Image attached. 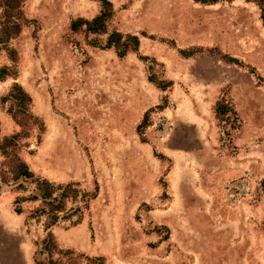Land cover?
<instances>
[{
	"label": "rangeland",
	"instance_id": "1",
	"mask_svg": "<svg viewBox=\"0 0 264 264\" xmlns=\"http://www.w3.org/2000/svg\"><path fill=\"white\" fill-rule=\"evenodd\" d=\"M105 32L70 27L91 19L95 0H25L26 22L0 66L16 81L44 123L17 150L33 173L54 184H78L97 196L77 220L80 195L51 227L30 217L39 201L21 203L34 183L0 180V264H264V24L254 1L110 0ZM0 9V22L2 21ZM112 31L136 34L137 52L104 48ZM197 48L191 56L181 49ZM235 57L240 64L221 55ZM140 56H147L142 60ZM172 80L161 90L148 80ZM11 77L0 81V141L18 131L8 109ZM167 97L163 109L143 114ZM227 101L234 113L216 117ZM20 114V113H17ZM40 140V141H38ZM159 154L164 155L159 158ZM3 157L0 154V167ZM22 183L24 189H17Z\"/></svg>",
	"mask_w": 264,
	"mask_h": 264
},
{
	"label": "trees",
	"instance_id": "2",
	"mask_svg": "<svg viewBox=\"0 0 264 264\" xmlns=\"http://www.w3.org/2000/svg\"><path fill=\"white\" fill-rule=\"evenodd\" d=\"M25 0H0V9L2 10V21L0 22V43L4 46L8 59L12 63L17 62V52L9 45L11 39L17 37L21 32L22 25L27 21L24 17L22 6ZM100 3L99 12L91 19L76 18L71 21L70 27L72 30L79 29L80 26H85V29L90 33H101L106 30V23L113 15V4L110 0H95ZM201 4H214L222 0H194ZM229 1V0H227ZM254 1L260 8V16L262 23L264 24V0H245ZM140 45L139 36L136 34H123L119 31H112L108 34L104 48H114L118 57L125 56L128 52H137ZM200 49H181L180 52L185 56H191ZM228 62H235L240 64V61L235 57L227 54L221 55ZM142 60H147V56H140ZM152 65L148 64L149 74L148 80L152 82L156 87L161 90L169 88L173 82L172 80H164L156 78L152 72ZM18 70L16 66L2 65L0 66V81H4L6 78L11 77L14 79L10 86L8 93L9 99L15 102V106L18 111H12L8 109L7 112L18 126V131L5 135L0 141V154L3 157V162L0 167V180L2 183H8L9 181H16L18 179H29L34 183L35 190L33 194L16 196L13 200V210L19 214L22 212L21 203L26 201H39V205L30 213L32 218L45 217L44 230L46 236L44 237L42 244L43 249L50 251L57 248L55 244L54 232L51 227L58 221L61 213L67 212L66 202L68 199L76 200L78 196L82 197L83 205H78L74 208L75 214L77 213V220L74 223H78L81 220L83 209L87 208L89 200L94 199L98 193V183L94 182V190L91 192L82 191L77 183L69 182L65 185L54 184L45 178L37 177L33 171L28 167L27 163L23 161L17 153V150L21 147L20 140L28 136V130L32 126L42 133L44 131V123L38 116L34 115L31 110L32 97L24 89V87L16 81ZM0 102L3 104L6 102V97H0ZM167 97H164V101L154 107H150L143 114L141 122L137 125L138 133L141 135L142 130L148 125L149 113L153 109H163L167 106ZM214 112L217 118L223 120L224 117H228L229 114L234 113L231 105L223 100L219 99L214 105ZM20 113V114H17ZM25 127L28 129L26 130ZM40 141V140H38ZM159 158H163L164 155L159 154ZM264 182V180H263ZM1 188V187H0ZM17 189H24L22 183L17 184ZM95 264H103L100 257L92 258ZM38 264H45L39 262ZM48 264H54V261H50Z\"/></svg>",
	"mask_w": 264,
	"mask_h": 264
},
{
	"label": "crops",
	"instance_id": "3",
	"mask_svg": "<svg viewBox=\"0 0 264 264\" xmlns=\"http://www.w3.org/2000/svg\"><path fill=\"white\" fill-rule=\"evenodd\" d=\"M13 79V78H12ZM13 81H14V79H13Z\"/></svg>",
	"mask_w": 264,
	"mask_h": 264
}]
</instances>
